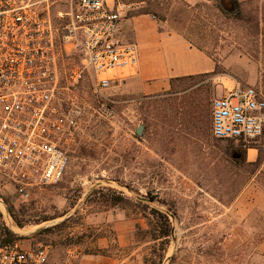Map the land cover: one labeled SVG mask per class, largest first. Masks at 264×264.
I'll return each mask as SVG.
<instances>
[{"label":"rangeland","instance_id":"374dc122","mask_svg":"<svg viewBox=\"0 0 264 264\" xmlns=\"http://www.w3.org/2000/svg\"><path fill=\"white\" fill-rule=\"evenodd\" d=\"M238 1L225 12L219 0H116L131 16L187 10L188 40L218 70L158 93L143 92L139 77L100 93L89 77L69 82L83 118L62 181L25 202L0 181V229L16 235L11 245L49 246L50 264H264V216L246 220L235 206L259 169L248 150L264 158V135L251 145L212 135V102L232 81L264 94V0ZM70 3L51 0L52 14ZM159 231L169 237L155 240Z\"/></svg>","mask_w":264,"mask_h":264},{"label":"built area","instance_id":"2783aa9c","mask_svg":"<svg viewBox=\"0 0 264 264\" xmlns=\"http://www.w3.org/2000/svg\"><path fill=\"white\" fill-rule=\"evenodd\" d=\"M0 0V181L17 201L56 186L77 145L83 112L66 86L96 93L140 75V48L125 41L130 7L116 0ZM77 61L69 70L68 61ZM212 102L216 140L251 145L264 135V94L232 81ZM0 203L4 201L0 192ZM51 248L0 246V264H50Z\"/></svg>","mask_w":264,"mask_h":264},{"label":"crops","instance_id":"0c3cea01","mask_svg":"<svg viewBox=\"0 0 264 264\" xmlns=\"http://www.w3.org/2000/svg\"><path fill=\"white\" fill-rule=\"evenodd\" d=\"M188 13L185 10L179 17L170 14L164 19L151 14L133 15L125 22L123 39L137 42L140 48L138 83L143 92L166 91L174 79L215 73V59L193 45L186 36ZM228 63L225 60L223 65L227 66ZM259 150L261 148L248 150L249 161H258ZM263 169L264 160L235 202L237 214L246 220L256 210L264 216V179L259 177ZM257 249L264 258V239Z\"/></svg>","mask_w":264,"mask_h":264},{"label":"trees","instance_id":"16d2710c","mask_svg":"<svg viewBox=\"0 0 264 264\" xmlns=\"http://www.w3.org/2000/svg\"><path fill=\"white\" fill-rule=\"evenodd\" d=\"M220 1V4H221V9L225 12H228V11H232V6L233 5H237L239 6V1L238 0H219ZM141 14H147V13H140V14H137V15H141ZM131 17V15H129ZM199 48V47H198ZM201 49V48H200ZM216 61V60H215ZM218 70V64H217V68H216V71L215 73L213 74H205L206 76H212L214 74H216ZM199 76H203V75H196V76H188V77H183V78H178V79H174L171 81V85L174 87L175 83L178 82V83H181V82H185V81H191V82H195ZM211 115H212V110H211ZM260 151V154H259V159L257 162H255L254 164L258 165L259 167L261 166L264 158L261 157V150ZM169 237V234L166 233V232H162V231H159L157 232V234H155V240H162V239H167ZM16 239V235L13 234L12 232H10L9 230L3 228V229H0V246H5V245H11L14 243V240Z\"/></svg>","mask_w":264,"mask_h":264},{"label":"water","instance_id":"95a60500","mask_svg":"<svg viewBox=\"0 0 264 264\" xmlns=\"http://www.w3.org/2000/svg\"><path fill=\"white\" fill-rule=\"evenodd\" d=\"M143 129H144V128H139V129L137 130V135L141 136V135L143 134Z\"/></svg>","mask_w":264,"mask_h":264}]
</instances>
